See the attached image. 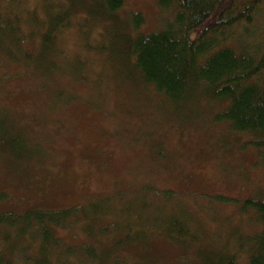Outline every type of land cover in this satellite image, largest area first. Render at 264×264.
Here are the masks:
<instances>
[{"label": "rangeland", "instance_id": "rangeland-1", "mask_svg": "<svg viewBox=\"0 0 264 264\" xmlns=\"http://www.w3.org/2000/svg\"><path fill=\"white\" fill-rule=\"evenodd\" d=\"M19 1L22 31L10 35V24L0 32V51L8 52H0V118L9 136L0 142V211L104 199L107 222L129 219L140 230L138 243L116 249L139 264H202L258 230L238 202L264 193V164L246 134L216 121L226 103L202 85L173 102L142 84L116 38L130 31L133 14L143 17L141 32L163 28L171 8L123 0L111 20L101 8L93 12L99 4L90 0L46 52L29 30L35 2ZM4 5L0 0V10ZM250 24L255 42L264 34V6ZM98 32L107 52L96 48ZM231 197L235 203L223 200ZM171 219L190 234L178 241L159 235ZM73 232L78 242L93 241L79 228ZM246 256L238 255L241 263Z\"/></svg>", "mask_w": 264, "mask_h": 264}, {"label": "trees", "instance_id": "trees-1", "mask_svg": "<svg viewBox=\"0 0 264 264\" xmlns=\"http://www.w3.org/2000/svg\"><path fill=\"white\" fill-rule=\"evenodd\" d=\"M4 1L0 32L11 24L10 35L20 33V1ZM32 1L34 9L27 17L33 28L29 30L48 52L69 27V17L86 8L90 0ZM97 3L93 12L101 8L104 19L116 20L123 0ZM158 5L173 11V18L163 28L141 32L143 17L133 14L128 18L130 31L116 37L124 47L130 70L142 84L154 86L173 102L182 101L189 90L202 85L206 95L226 103L216 121L227 122L239 136L246 134L264 164V34L253 42L256 36L249 31L264 0H158ZM36 9L45 13L46 19L39 17ZM97 41L96 48L107 52L100 44L99 32ZM0 52L8 56L6 50ZM5 124L0 118V142L9 137ZM223 200L235 203L232 197ZM104 201L58 210L0 211V264H139L121 258L116 249L138 243L140 230L129 219L120 225L107 222L110 214L103 208ZM238 203L240 214H248L260 227L244 233L237 250L204 256L202 264H264V193L247 196ZM72 228H79L93 241H76ZM63 230L67 237L60 234ZM157 232L173 241L190 234L176 219ZM241 253L247 255L243 263L238 258Z\"/></svg>", "mask_w": 264, "mask_h": 264}]
</instances>
